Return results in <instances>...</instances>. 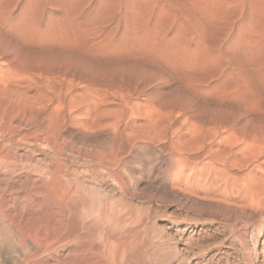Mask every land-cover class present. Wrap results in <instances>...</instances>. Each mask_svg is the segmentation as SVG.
<instances>
[{"label": "bare ground", "instance_id": "1", "mask_svg": "<svg viewBox=\"0 0 264 264\" xmlns=\"http://www.w3.org/2000/svg\"><path fill=\"white\" fill-rule=\"evenodd\" d=\"M0 2L2 3L1 0ZM66 2L64 4H67ZM71 2L67 5H70ZM106 2L105 4L125 6V12L133 16L134 22L132 23L135 25L131 24L135 38L133 35V39L131 36L129 38L133 41L135 39V43L132 42L134 46L137 44L138 47L144 48L136 49L138 48L136 45L135 49L127 47L123 51L119 49L118 51L116 49V51L87 49L91 51L85 52L86 56L93 62L94 60L97 62H95L97 68H100L101 65L100 71L106 65V67H116L117 70L114 67L111 68L113 71L116 70L114 72L110 71V68H106L108 73L103 70V73L98 74L99 69L94 68L95 64L93 63L90 65H93L97 73L90 70L93 69L92 67L88 68L89 64L88 69H85L83 65L87 64L84 63L87 59L85 55H83V59L86 58L85 61L82 60V57L80 58V64L83 65L81 67L74 61L78 62L77 57L82 55L74 54L77 56L75 57L69 51L73 58H76L74 60L75 58L69 57L68 49H65L66 51L63 49V52L71 60L73 59L72 62L76 65H69L67 63H70L67 60L69 58L65 59L66 55L63 54L64 57H62L67 62L61 66L60 63L58 66L54 65L55 67L51 64L56 62H46L44 65L43 62H40L42 67L40 64L39 66L35 64L34 67L30 66L31 61L28 62L29 67H27L26 61L29 60V57L23 59L26 60L24 65L23 60H19L22 57L14 56L20 51L15 53L17 49H0V177L3 182H6V186L3 185L4 189L0 188V216L3 215L8 220L5 221L9 222L14 229L17 240L14 239L15 242L18 241L19 246L21 244L24 248L23 245L27 240L30 241L32 236L34 237L31 240L36 239V243L38 240L39 242L42 240L41 243L48 242V239L45 240L43 237H47L50 233L54 238L50 237L52 241L54 240V242H50L51 245L52 243L73 245L75 249L73 248L72 252L70 250V253L73 254L71 256H74L77 262L80 258L84 259L85 264H96V260L101 257H107L108 260H111V264H114L112 262H115L117 250L127 251L119 244L123 246L122 243L128 242V235H125L124 227L121 225L125 224L123 221L128 215L125 214L122 219L120 217L123 216L125 210L134 209L133 211H137L136 208L140 203L143 206L140 205L142 207L139 210L147 208L148 205H144L145 197L143 195L145 193L157 194L164 200L173 198L183 201L181 203H184V206L190 205L205 211V213L207 210L211 211H209L210 214L217 212L222 217L224 221L222 222L234 227V230L240 226L239 223L243 222L241 218L246 214L244 213L246 210L264 209V179L260 177V174L264 175V130L261 128L258 131L256 128L246 130L245 125L252 115L257 114L259 106L264 101V0H110L109 3ZM159 3L161 4L159 5ZM64 4L62 6L66 7L67 5L64 6ZM75 5L74 7H76ZM148 5L149 8L151 7V12ZM104 8L106 7L104 6ZM145 8L148 9L149 17L156 22L157 27L159 25L168 27V23L166 24L168 20L177 27L180 22L182 28L186 27V34L190 36L184 34L185 28L179 27L183 31L180 36L177 34L180 37V42L166 48L168 46H164V40L161 38L166 34L164 33L165 27L162 28L163 35L159 32L161 26L158 28L159 31L152 27V30L149 31L141 29V20H144L146 15L143 11ZM1 9L0 6V29L9 33L14 29L8 28L9 23L5 19L7 15L5 13L6 17H4V11L2 12ZM68 9L70 10L69 7ZM121 9H123L122 6ZM73 10H70V13L71 11L73 13L76 8ZM146 18L150 24L148 15L145 20ZM129 23L128 26H130ZM132 27L128 28V31L129 29L132 31ZM149 27L146 26V28ZM234 29H237V34L232 39V56L229 55L233 59L234 54L239 56L237 64L231 62V59L223 54V49L220 47L214 49L213 46L216 41L218 42V37L215 40H211V37L208 38L215 32L228 31L225 34L227 40L232 37L230 35ZM158 34L161 35L160 38H158ZM97 35L99 37V33L95 34V36ZM188 41H192L196 48L188 49L186 45ZM95 42L92 43L95 44ZM1 47L3 46L0 43ZM140 61L145 62L150 71L142 72V69L136 71L135 66L137 67L136 64ZM49 64L50 67L47 66ZM246 72L253 74L257 81L252 85L253 92L249 89V81L244 78L248 76H244V73L247 74ZM34 88L39 96L31 98L28 91ZM250 88L252 89V87ZM255 89L258 91L257 93H260L259 95H256ZM246 114L251 116H247V122L244 123ZM259 117L257 118L259 119ZM251 120L256 119L252 118ZM249 126L251 127V125ZM64 140L76 144L77 152L68 151L69 155H66L65 147L61 145V141ZM39 147L44 152L42 159L45 162L44 165L30 159V156L36 154ZM25 153L28 156L25 157L27 159H20L19 156ZM18 166L20 167L17 168ZM21 172L26 174L29 172L34 176H32L34 180H30L32 186L28 187L27 192L29 193L25 195V201L32 204L36 198L40 199L47 220L44 233L41 230L37 231L36 229L41 228H36V226L34 230V226L32 228L31 224L33 235L30 236L32 230L24 225L22 214L20 216L18 210L16 215L13 214L12 209L14 202H17V197L13 198V205L10 204L11 202L9 204L5 202L6 192L13 193V191L11 192L13 175L16 176ZM29 173L28 175H30ZM21 195L19 194V196ZM22 202L20 203L23 204ZM160 202L163 203V201ZM181 205L183 206V204ZM53 206L59 210L54 212ZM23 207L25 205L22 206V209ZM37 209L40 210V208ZM147 209L145 212L149 213L150 209ZM186 209L185 211H187ZM39 210L37 211L39 212ZM139 210L136 213L139 218L136 219L140 220L141 226L135 228L138 233L133 232L141 240H144V243L152 238L151 240H160L164 243L179 240L187 244L189 240L193 239V237L189 238L178 234L180 230L178 228H176L178 229L177 238L173 239L172 237L175 235L171 236L165 233L164 229L161 231V227L160 230H156L159 226H155L154 232L151 229V236H148L145 234L144 226L149 217L147 214L144 215V211L140 213ZM19 211L21 210L19 209ZM202 211L201 213H203ZM187 213L189 214V212ZM133 214L135 215V213ZM202 215L200 217L203 218ZM123 218L125 219L123 220ZM38 219L40 218L38 217ZM188 219L191 221L192 217H188ZM32 220L28 221L29 224ZM150 222L153 224L152 220ZM222 222L219 221V223ZM6 228L8 230V227ZM226 228L230 231L229 227ZM131 229L133 230V228ZM261 234L263 232L258 231V235L261 236ZM225 236L227 235L225 234ZM0 239L2 240V238ZM3 239L5 240V238ZM7 239L9 240L10 237ZM258 240L259 238L255 241V252L261 250V260L264 262V242L261 249L257 251ZM158 241L155 243L158 244ZM4 242L7 244L6 241ZM35 242L32 244L36 245ZM88 244L92 245L91 247L94 246V249H84ZM28 245L31 244L28 243ZM39 246H41L40 254L46 247H42L43 244ZM118 247L120 249H117ZM125 247L128 249V246ZM34 248V251L37 250ZM166 249L167 254L172 255L174 248L170 250L167 247L164 250ZM8 250L11 252L10 249ZM160 251H158L159 255H161ZM124 252H121L120 256L123 254L125 257ZM166 252H163L164 256L167 255ZM30 253L27 256L32 255ZM156 253L154 254L156 255ZM255 258H258V255ZM18 259L16 258L17 261H19ZM11 261L14 262L15 259L12 258ZM119 261L121 262L122 258Z\"/></svg>", "mask_w": 264, "mask_h": 264}, {"label": "rangeland", "instance_id": "2", "mask_svg": "<svg viewBox=\"0 0 264 264\" xmlns=\"http://www.w3.org/2000/svg\"><path fill=\"white\" fill-rule=\"evenodd\" d=\"M2 1V3L0 2V6L2 7V12L4 13V17H6L5 16V13H6V15H7V17L5 18L6 20H7V22L9 23V26H8V28L9 29H14V30H11V32H9V33H6L4 30H2V29H0V43H1V45L3 46V47H1L0 49H10V50H16L15 51V53L17 52V51H20L19 52V54H15L14 56L15 57H17V55H18V58H20V57H22V59H19L20 61H22L23 59H27L28 57V59L29 60H23L22 62H23V64L25 65V63H24V61H26L27 62V67H29V61H31L32 63H34V64H30V66L32 65V66H36L35 64H37V66H39V64H40V62L44 65V63H46V62H50V63H52V62H56V63H58V64H54V63H52L51 65H59V63H60V66H61V64L62 65H64L66 62H67V60L68 61H70V63L69 62H67L69 65H71V64H73V65H76V64H79V65H81V67H83V65L85 66L84 68L85 69H90L91 67L93 68V65H90V63L92 64H95V60H94V62H93V60H91V59H89V57H87L86 55V53L85 52H89V51H91V50H94V49H101V50H111V51H118V49L119 50H121V51H123V50H126L127 49V47H129L130 49H135L136 48V45L134 46V43H135V39H134V41L133 40H131V39H133V37L135 38V35L133 34L134 33V30H133V27H132V25L133 26H135L132 22H134L133 20V16L130 14H128V12H125L126 11V9H125V6L124 5H122V4H119V5H114V4H105V2L106 3H109V1L110 0H80L81 1V3H80V1H78V2H76V3H74L76 0H67V2H66V0H1ZM66 2L67 4L68 3H70L71 1L74 3H72L71 2V4L73 5V6H70V5H67V4H64V2ZM103 1H105V2H103ZM63 2V3H62ZM10 3V4H9ZM77 3H78V5H77ZM111 3V2H110ZM62 4H64V6H68L69 8H70V10H75V8H76V10L72 13V11H71V13H70V10L68 9V7L66 6V7H63L62 6ZM76 4V5H75ZM103 4H104V6L107 8V7H109V8H107V10H106V8H104V6H103ZM161 3H159V5H160ZM74 5L76 6V7H74ZM3 6H4V8H3ZM121 6H122V8L123 9H121ZM151 6V5H150ZM72 7H74L73 9H72ZM9 8V9H8ZM113 8V9H112ZM116 8V9H115ZM68 9V10H67ZM109 9V10H108ZM110 9H111V11H110ZM119 9V10H118ZM121 9V10H120ZM148 9H150V12L152 11L151 10V7L149 8V5H148ZM148 9L147 8H145V9H143V11H144V20H145V17L148 15V18H150L149 17V15H150V13H149V11H148ZM103 10V11H102ZM106 10V11H105ZM112 10H114L113 12H112ZM116 10V11H115ZM146 10V11H145ZM69 11V12H68ZM123 13V16L126 14V16H122V13ZM147 12V13H146ZM36 13V14H35ZM125 13V14H124ZM149 13V14H148ZM177 13H180V12H178L177 11ZM29 15V16H28ZM132 16V17H131ZM131 18V20H130V18ZM8 18V19H7ZM127 18H129V19H127ZM70 20V21H69ZM95 20V21H94ZM127 20V21H126ZM130 20V21H129ZM143 19L141 20V24H140V26H141V29H144V30H152V28H154V29H158L161 25H159V27H157L158 25L156 24V22L153 20V19H151L150 18V20H149V23L151 24H148V21H147V18H146V22H147V24H146V22L144 21ZM152 21H154L153 23H152ZM125 22V23H124ZM130 22V23H129ZM171 21H169L168 20V22H166V24L168 25V27L167 26H164L165 27V29H164V27L163 26H161L160 28V30L161 31H159V29H158V31L161 33V35H163L164 33H166V34H164L163 36H161V35H159L158 34V38H160V36H161V38H163V44H164V46L166 47V46H168V47H166V48H169V46L170 45H172V44H177V43H179L180 42V37H178V36H180L181 35V33L183 32V31H181V29H184L185 28V31H184V34L185 35H188V36H190L189 34H186L187 33V30H186V27H183L182 28V26L180 25V22H179V25H178V27H177V25H175V24H173V23H170ZM40 23V24H39ZM128 23L130 24V26L132 27V31L130 30L131 29V27L130 26H128ZM144 23V25H142ZM132 24V25H131ZM169 24H171V26H169ZM173 24V25H172ZM178 24V23H177ZM67 25V26H66ZM101 25V26H100ZM156 25V26H155ZM175 25V26H174ZM69 26V27H68ZM126 26V27H125ZM142 26H143V28H142ZM146 26L147 27H149V28H146ZM156 28H155V27ZM13 27V28H12ZM27 27V28H26ZM152 27V28H151ZM179 27H181V29L179 28ZM51 28V29H50ZM128 28H130L129 29V31H128ZM164 29V33H162L163 32V29ZM171 28V29H170ZM177 28H179L178 30L179 31H181V32H179L178 30H177ZM125 29H126V31H125ZM135 29V28H134ZM153 29V30H154ZM167 29V30H166ZM175 29V30H174ZM100 31V32H99ZM167 31V32H166ZM38 32V33H37ZM99 33V37H98V35L97 36H95V34H98ZM113 32V33H112ZM128 32V33H127ZM176 32V33H175ZM236 32V33H235ZM95 33V34H94ZM131 33V34H130ZM168 33V34H167ZM175 33V34H174ZM180 33V34H179ZM226 33H228V31H225V32H215L214 34H212L211 36H209L208 38L210 39V37H211V40H215V38L216 39H218L219 38V40H218V42L216 41L215 42V46H213L214 47V49H218L219 47L221 48V49H223V54L224 55H226V56H228L230 59H231V62H233L234 64H237L238 62H239V56L237 55V54H234V59L231 57L232 56V49H233V45H232V39H234L233 38V36L234 35H236L237 34V29H234V31H233V33L230 35V36H232V37H230L229 39H227L226 40V38H225V34ZM235 33V34H234ZM129 34V36H127ZM144 34V33H143ZM173 34V35H172ZM177 34H178V36H177ZM81 35H84V36H81ZM92 35V36H91ZM93 35H94V37H93ZM132 35H133V37H132ZM165 35H167V37H165ZM176 35V36H175ZM222 35V36H221ZM127 36V37H126ZM132 38H131V37ZM173 36V37H172ZM82 37V38H81ZM83 37H84V39H83ZM96 37H98V39H96ZM131 39H130V38ZM218 37V38H217ZM235 37V36H234ZM58 38V39H57ZM75 38H76V40H75ZM86 38H88V39H86ZM91 38V39H90ZM95 38V39H94ZM111 38V39H110ZM130 39L129 41L128 40H126V39ZM165 38V39H164ZM168 38V39H167ZM175 38H179L178 40L177 39H175V41L177 40V42L175 43V41H174V39ZM213 38V39H212ZM92 39H93V41H92ZM166 39H167V41L169 42H167L166 41ZM223 39H225L224 41H223V43H222V40ZM43 40V41H42ZM77 40H78V42H77ZM80 40V41H79ZM173 40V41H172ZM95 42V44H93L92 42ZM136 41H137V39H136ZM229 41V42H228ZM126 42H127V44H126ZM131 43V44H129V43ZM132 42H134V43H132ZM137 43V42H136ZM168 43V44H167ZM213 43V42H212ZM224 44V45H222V44ZM166 44V45H165ZM128 45V46H127ZM132 45V46H131ZM186 45L188 46V49L190 48V49H195L196 48V45L192 42V41H188V43H186ZM185 45V46H186ZM225 45H226V47H225ZM97 46V47H96ZM126 46V47H125ZM186 46V47H187ZM228 46V47H227ZM137 47H138V45H137ZM126 48V49H125ZM142 47H138V48H136V49H141ZM230 48V49H229ZM40 49V50H39ZM42 49V50H41ZM43 49H45L44 51H43ZM63 49H64V51H66L65 49H68V54L70 55H68L70 58H73V56H72V54L74 55V54H76V55H78V56H80L79 54H81L82 56H80V57H77L76 55H74L75 57H77V60H78V62L77 61H74V62H76V64L74 63V62H72L73 61V59L75 58H73L72 60L69 58V57H67V55L65 54V52H63ZM72 49L74 50V51H76L77 49H79V50H81V51H79V50H77L75 53H74V51L72 52ZM87 49H91V50H87ZM116 49V50H115ZM142 49H144V48H142ZM52 50V51H51ZM57 50H58V52H57ZM59 50H60V52H59ZM62 50V51H61ZM225 50V51H224ZM227 50V51H226ZM230 50V51H229ZM34 51V52H33ZM39 51H40V53H39ZM50 51H51V53H50ZM69 51H71V53L69 52ZM14 52V51H13ZM55 52V53H54ZM61 52H63V53H61ZM226 54H225V53ZM20 53H21V55H20ZM50 53V54H49ZM24 54V55H23ZM56 54V55H55ZM58 54V55H57ZM60 54V55H59ZM66 55L65 56V59H67V58H69V59H67V60H65L64 61V55ZM231 56H230V55ZM20 55V56H19ZM25 56V55H28V56H25L24 58H23V56ZM45 55V56H44ZM83 55H85V57L87 58H84L83 59ZM61 56V57H60ZM63 56V57H62ZM237 56H238V59H237ZM55 57V58H54ZM82 57V60L83 61H85V59H86V61H91V62H84V63H87L86 65L85 64H80L81 63V58ZM63 58V59H62ZM38 60V61H35V60ZM62 60V61H61ZM74 60H76V58L74 59ZM79 60H80V62H79ZM236 60H238V61H236ZM35 61V62H34ZM59 61V62H58ZM64 61V62H63ZM37 62V63H36ZM62 62V63H61ZM72 62V63H71ZM47 63V64H48ZM97 63V62H96ZM42 64H40V66L42 67ZM90 66H89V65ZM140 64V65H139ZM50 64L49 65H47L48 67H50L51 66ZM137 67L135 66V70L136 71H138V70H140V69H142V72L143 71H150V69H148L149 67H148V65L145 63V62H143V61H140V62H137ZM239 65V64H238ZM240 65H242V64H240ZM52 66V67H53ZM78 66V65H77ZM89 66V67H88ZM96 66V67H95ZM44 67V66H43ZM45 67H46V65H45ZM55 67V66H54ZM88 67V68H87ZM99 67V66H98ZM104 66L102 65V68H103ZM114 66H108V67H106V65H105V68L103 69V70H105V72H107V69L106 68H110V71H112V72H114V71H116L117 69H116V67H114V69H116V70H114L113 71V69L111 70V68H113ZM94 68H96L97 70L99 69V71H98V74H101V72L103 71V70H101L100 71V69H101V65H100V68H97V65L95 64L94 65ZM93 68V69H94ZM90 69V70H92V71H94L95 73H97L96 72V70L94 69ZM109 70V69H108ZM100 72V73H99ZM104 72V73H105ZM130 72V71H129ZM103 73V72H102ZM108 73V72H107ZM128 73V72H127ZM139 73H140V71H139ZM247 74H245L244 73V76H246V75H248L247 77H244L245 79H247L246 81H249V83H248V85H249V89L250 90H252V92H253V86L252 85H254V82H257V81H255L256 79L254 78V75L253 74H250L249 72H246ZM249 78V79H248ZM251 83V84H250ZM255 85H256V83H255ZM250 87H252V89L250 88ZM254 88H255V86H254ZM34 90V91H33ZM256 91V92H255ZM255 93H256V95L258 94H260V93H257L258 91L255 89ZM38 92L36 91V89L34 88V89H31L30 91H28V94H29V96L31 97V98H33V96L36 98L37 96H39V94H37ZM37 94V95H36ZM254 94V93H253ZM261 102L263 101V100H260ZM262 103H264V101L262 102ZM261 103V105L259 106V111H257V114L256 115H252V118L253 119H256V120H251L252 118L250 117L251 115H249V114H246L245 115V117H244V123H246L247 121V124H245L246 125V130H251L252 128H256V130L258 131V130H261V129H263L264 130V118H261L262 116L264 117V108H263V106H264V104H262ZM260 114V115H259ZM247 116H249L250 118H249V120H251V121H249V120H247L248 119V117ZM260 116V117H259ZM255 117V118H254ZM257 117H259V119L257 118ZM246 118V119H245ZM247 120V121H246ZM253 123V124H252ZM257 123H259V124H257ZM263 123V124H262ZM251 125V127L249 126V125ZM263 126H262V125ZM248 126V127H247ZM259 126H261V127H259ZM258 127V128H257ZM250 128V129H249ZM261 128V129H260ZM61 145H63L64 147H65V154L67 155H69V153H68V151L70 152H77V149H78V147H77V145L76 144H72L71 142H69L68 140H64V141H61ZM76 148V149H75ZM74 149V150H73ZM39 152V153H38ZM40 154V155H39ZM43 154H44V152H43V149L42 148H37V152H36V154H33V155H31L30 157V159L32 160V161H37V162H39L40 164H42V165H44L45 164V162H44V160H42L43 159ZM24 155H26V153L24 154ZM24 155H21V156H19V158L20 159H23V160H26L27 158H25V157H28L27 155L26 156H24ZM24 156V157H23ZM37 156V158H39L38 160H37V158L35 159V157ZM42 157V158H41ZM25 158V159H24ZM40 160H42V161H40ZM46 160V159H45ZM42 162V163H41ZM20 166H18L17 168H19ZM263 167H264V164H263ZM28 173L29 172H27V174L25 173V172H21L20 174H18V175H13L14 176V180H13V183H11V188H12V190H11V192L13 191V193H11L10 194V192H6V196H5V202H7L8 204L10 203V204H12L13 205V203L12 202H14V199L13 198H16L17 197V202H14L15 204H14V207H13V209H12V211H13V214H17V210H18V214L21 216V214H22V219H23V221H24V225L25 226H27V227H30V229L32 230V228H33V226H34V230L37 228V227H39V228H41V229H36L37 231L38 230H41V231H43V233L45 232V226H46V223H45V221H47L46 220V212L44 211V209L42 208V205H41V202H40V199L39 198H36L35 200L36 201H34V202H32V204H28V202L27 201H25L26 200V198H25V195H27L29 192H27L28 191V187H31L32 185V183H31V181H33L34 179H33V175H32V173L30 174V175H28ZM21 174H22V176H21ZM28 175V176H27ZM18 176V177H17ZM31 176V177H30ZM33 176V177H32ZM21 177V178H20ZM22 177H24V178H22ZM260 177H262V179H264V175H262V174H260ZM27 179V181H25L26 179ZM30 178V179H29ZM23 179V180H22ZM32 179V180H31ZM0 180H1V177H0ZM31 180V181H30ZM16 181H21V182H17L16 183ZM14 182H15V184H14ZM29 184H28V183ZM2 183H4V184H2ZM25 183H27L26 185H25ZM19 184V185H18ZM22 184V185H21ZM0 185H2V186H0V188H2V190L4 189V186H6V182H3L2 180L0 181ZM4 185V186H3ZM29 185H31V186H29ZM17 186V187H16ZM22 186V187H21ZM13 188H14V190H13ZM21 188V189H20ZM17 190V191H16ZM18 190H20V191H18ZM25 190V191H24ZM17 192V193H16ZM25 192V193H24ZM0 193H1V191H0ZM21 193H22V195H21ZM13 194V195H12ZM16 194V195H15ZM19 194L21 195V196H19ZM23 194H24V196H23ZM154 193H145L144 195H143V197H145V200H144V205L145 206H147V208H145V209H147V210H149L150 209V212L149 211H147V212H149V213H146L145 212V209L144 208H142L141 210H139V208H141L143 205H142V203H138L139 204V207L138 208H136V209H138L139 211H140V213L142 212V211H144L145 213H144V215L145 214H147V216L149 217L147 220V223H146V225L144 226V231H145V234H147L148 236H151V233H152V230L151 229H153V232L155 231V228L157 227V226H159V228L157 227V229L156 230H160V227L162 228L161 229V231H163V229H164V232L165 233H167V234H170L171 236H174L175 235V237H172L173 239L175 238H177V232H178V229H180L179 230V232H178V234H180V235H183V236H185V237H193V239L192 240H189V242H187V244H185V242L183 243V241H179V240H171V241H168V243H164L163 241H158V240H155L154 241V239L153 240H146V241H148V242H146L145 241V243H144V240H141L139 237H137L136 236V234L134 233V232H136V231H138V230H135V228L137 229V228H139V226H141V222H140V220H137L139 217L137 216L138 214H136L137 212H138V210L135 212V211H133L134 209H131L132 210V212H130L131 210H125V212L122 214L123 216H121L120 218L122 219V217H124V215L126 214V215H128L127 216V218L125 219V218H123V223H125V224H121L123 227H124V233H125V235L127 236L128 235V242L126 241V244L125 243H122V245L123 246H121V244H119V246L121 247V248H124L125 250H127V251H122L121 249H120V247H118L117 249H120V251L119 250H117V252H116V256H115V258H114V261L115 262H112V263H114V264H264V262H262V255H261V250H259V249H261V246H262V243L264 242V209L262 210V209H260V210H254V209H249V210H246L244 213H246L245 215H243L242 216V218H241V220L243 221V222H241V224H243V225H241L240 223H239V225L241 226H238V228H236V230H234V227H231V226H228V225H225L223 222V220H222V217L217 213V212H214L213 214L211 213L210 214V210H207L206 211V213H205V211H202V210H200L199 208H196V207H191L190 205H188V206H184V203H181V202H183V201H178V200H175V199H171V198H165V200H164V198H162V197H158V195L157 194H154ZM157 195V196H156ZM19 196V197H18ZM23 196V197H22ZM148 196V197H147ZM155 196V197H154ZM7 198V199H6ZM18 198H23L22 200L21 199H19L18 200ZM152 198V199H151ZM8 199H10V200H8ZM13 199V200H12ZM148 199V200H147ZM156 199V200H155ZM161 199V200H160ZM12 200V201H11ZM38 200H39V202H38ZM150 200V201H149ZM155 200V201H154ZM23 201V202H22ZM25 201V202H24ZM160 201H163V203L162 202H160ZM174 201H175V204H174ZM176 201H177V203H176ZM20 202H22L23 204H21ZM160 202V203H159ZM167 202V203H166ZM17 203V204H16ZM26 203V204H25ZM36 203V204H35ZM150 204V206H149V204ZM34 204H35V206H34ZM181 204H183V206L181 205ZM24 206L25 205V207H23V209H22V206ZM34 207H33V206ZM140 205H142V206H140ZM156 205V206H155ZM168 205V206H167ZM178 205V206H177ZM181 205V206H180ZM16 206H18V207H16ZM20 206V207H19ZM38 206V207H37ZM36 207V208H35ZM155 209H154V208ZM28 208V209H27ZM34 208V209H33ZM37 208H40V210H42V211H40L39 209H37ZM52 208H54V209H52L54 212H57L59 209H57L55 206H53ZM157 208V209H156ZM186 208H188V209H186ZM19 209L21 210V211H19ZM39 210V212L37 211V210ZM158 209H159V211H158ZM185 209L187 210V211H185ZM199 210V212H197L198 210ZM23 210V211H22ZM38 212H36V211ZM57 210V211H56ZM154 210H156V211H154ZM179 210V211H178ZM195 210V211H194ZM29 211V212H28ZM45 212V215L43 214L44 212ZM154 211V212H153ZM164 213H163V212ZM177 211V212H176ZM201 211L203 212V213H201ZM210 211V212H209ZM15 212V213H14ZM21 212V213H20ZM23 212V213H22ZM127 212H128V214H127ZM131 213V215H129L130 213ZM160 212V213H159ZM171 213V214H169V213ZM179 212V213H178ZM187 212H189V214L187 213ZM207 212H208V214H207ZM263 212V213H262ZM27 213V214H26ZM36 213H37V215H36ZM133 213H135V215L133 214ZM154 213V214H153ZM157 213V214H156ZM165 213H166V215H165ZM178 215H177V214ZM256 213V214H255ZM38 214H41V215H38ZM133 214V215H132ZM159 214V215H158ZM163 214V215H162ZM180 214H182V215H180ZM187 214V215H186ZM203 216V218L202 217H200L201 215ZM205 214V215H204ZM207 214V215H206ZM210 214V215H209ZM19 215H17L18 217H20ZM43 215H44V217H43ZM157 215V216H156ZM161 215V216H160ZM175 215V216H174ZM192 215V216H191ZM194 215H195V217L197 218H195L194 217ZM258 215V216H257ZM26 216V217H25ZM36 216H37V218H36ZM43 218H41V217ZM132 216H134V217H132ZM146 216V215H145ZM144 216V217H145ZM168 216V217H167ZM177 216H179V217H177ZM181 216H183V217H181ZM185 216V217H184ZM208 216V217H207ZM211 216H213V217H211ZM245 216V217H244ZM257 216V217H256ZM1 218H0V238H2V240H3V242L4 241H6L7 242V244L4 242H2V240L0 239V245H2V243H3V245L0 247V262H1V264H77V263H79L80 262V264H82V263H84L85 264V261H84V259L82 260V258H80L79 259V261L77 262V260H76V258L74 257V256H71V255H73L72 253H70V250H71V252H72V250H74L75 248L73 247V245H69V246H67L66 244H55V243H52V245H51V243L50 242H54V240L52 241V239H54V238H52L53 236H51L50 235V233L47 235V237L45 236V237H43L45 240H46V238L48 239L47 241L49 242H46V241H43L44 243H41L42 242V240H40L41 242H39V240H38V238H37V240H38V243H36L35 242V240L33 241V240H31L32 239V237H34V236H32L33 235V230H32V234H30V236H32L31 237V239H30V241L29 240H27V242L25 243V245H23L24 246V248L22 247V245L20 244V246L18 245V241L17 242H15V239L17 238V236H16V234H15V232H14V229L12 228V226H10V224H9V222L7 223V219L2 215V216H0ZM4 217V218H3ZM38 217L40 218V219H38ZM132 217V218H131ZM151 217V218H150ZM188 217H192V219H191V221H189L190 219H188ZM195 218V221H194V218ZM220 217V218H219ZM4 220H3V219ZM25 218V219H24ZM137 218V219H136ZM156 218V219H155ZM171 218V219H170ZM173 218V219H172ZM184 218H186V219H184ZM202 218V219H201ZM207 218H208V220L209 219H211L212 221H208L207 220ZM26 219H29V220H26ZM31 219H33L31 222H30V224H29V222L28 221H30ZM45 219V220H44ZM135 219V220H134ZM203 219H206V220H203ZM220 219V220H219ZM3 222H2V221ZM5 220H7V221H5ZM35 220V221H34ZM37 220V221H36ZM133 220V221H135L134 223H132L131 221ZM153 221L152 223L153 224H150L151 222L150 221ZM154 220H155V222H154ZM177 220V221H176ZM214 220V221H213ZM246 220V221H245ZM127 221H129L128 223H129V225H128V223H127ZM137 221V222H136ZM167 221V222H166ZM176 221V222H175ZM184 221H186V222H184ZM218 221V222H217ZM219 221L220 222H222V223H219ZM4 222H6V223H4ZM38 222H40V223H38ZM139 222V223H138ZM201 222V223H200ZM3 223V224H2ZM43 223V224H42ZM155 223V224H154ZM165 223V224H164ZM206 223V224H205ZM212 223V224H211ZM31 224H32V228H31ZM34 224V225H33ZM39 225V226H37V225ZM127 224V225H126ZM133 224V225H132ZM4 226V228H5V230H4V228H3V226ZM8 225V226H7ZM132 225V227H130ZM154 226V228H153V226ZM169 225V226H168ZM35 226H36V228H35ZM42 226V227H41ZM44 226V227H43ZM127 226H129V227H127ZM156 226V227H155ZM229 227L230 228V231L228 230V228H226V227ZM6 227H8V230H10V231H8L7 230V228ZM9 227H10V229H9ZM164 227V228H163ZM181 227V228H180ZM225 227V228H224ZM131 228H133V230L131 229ZM167 228V229H166ZM176 228H178V229H176ZM199 228V229H198ZM231 228H232V230H231ZM191 229V230H190ZM204 229V230H203ZM208 229V230H207ZM212 229V230H211ZM174 230H176L175 232H174ZM195 230V231H194ZM223 230H224V233H223ZM225 230H227V232H228V234H229V236H228V234H227V232H225ZM242 230V231H241ZM262 231L263 232V234H261V236L260 235H258V231ZM9 233H8V232ZM13 231V232H12ZM129 233H128V232ZM134 231V232H133ZM221 231V232H220ZM233 231V232H232ZM236 231V232H235ZM6 232V233H5ZM11 232V233H10ZM127 232V233H126ZM158 232V231H157ZM181 232V233H180ZM183 232V233H182ZM200 234H199V233ZM230 232H231V234H230ZM235 232V233H234ZM13 233V234H12ZM131 233H134L133 235L131 234ZM136 233H138V232H136ZM172 233V234H171ZM205 233V234H204ZM236 233H239V234H236ZM241 233V234H240ZM6 234H8L7 236H5ZM10 234V235H9ZM13 236H12V235ZM129 234H131V235H129ZM191 234H193V235H191ZM225 234L227 235V236H225ZM2 235H4V236H2ZM15 235V236H14ZM50 235V236H49ZM224 235V237L222 238V236ZM235 235H237V236H235ZM198 236V237H197ZM200 236V237H199ZM236 238H235V237ZM239 236V237H238ZM241 236V237H240ZM10 237V239L8 240L7 238H9ZM49 237V238H48ZM50 237L52 238V239H50ZM130 237H132V238H130ZM210 237V238H209ZM213 237H215V238H213ZM217 237V238H216ZM225 237H227V238H225ZM238 237V238H237ZM3 238H5V240L3 239ZM11 238H12V240H14V241H12L11 240ZM15 238V239H14ZM198 238V239H197ZM221 239V240H217V239ZM232 238H234V239H232ZM240 238V239H239ZM257 238H259V240H258V242H259V244H258V247L256 248L257 249V251L258 252H255V241H256V239ZM131 239V241L129 242V240ZM140 239V240H139ZM200 239H202V240H200ZM206 239V240H205ZM214 239V240H213ZM222 239H225V240H222ZM237 239V240H236ZM17 240V239H16ZM199 240V241H198ZM138 241V242H137ZM139 241H143V242H139ZM152 241V242H151ZM159 242L158 244L157 243H155V242ZM192 241H197V242H192ZM211 241V242H210ZM221 241V242H220ZM10 242H12L11 244L12 245H14L13 247H11L12 245L10 244ZM36 243V245H42L43 244V246L42 247H46L45 249H44V252H42V253H40L39 254V251L41 250V246H36L35 244H32V243ZM162 244H161V243ZM190 242H192L191 244H190ZM217 242V243H216ZM14 243V244H13ZM28 243L29 244H31L30 246L28 245ZM40 243V244H39ZM174 243V244H173ZM175 243L177 244L176 246H175ZM27 244V245H26ZM50 244V245H49ZM55 244V245H54ZM161 244V245H160ZM190 244V245H189ZM210 244V245H209ZM57 245V246H56ZM59 245V246H58ZM89 245V244H88ZM86 246L84 249H86V250H89V248H93V247H91L92 245H89V246ZM134 245V246H133ZM189 245V246H188ZM27 246H29V248L27 249ZM54 246V247H53ZM71 246V247H70ZM125 246H128V249H126L127 247H125ZM132 246V247H131ZM253 246V247H252ZM5 249H3V248ZM17 247V248H16ZM35 247V248H34ZM37 247V248H36ZM162 247H164V248H162ZM167 247H169V249L171 250V248L173 249L172 250V255H168L167 254V249L166 250H164L165 248H167ZM176 247V248H175ZM196 247V248H195ZM205 247V248H204ZM15 248H16V251H15ZM20 248V249H19ZM23 250H22V249ZM33 248L34 249H37V250H33ZM48 248V249H47ZM71 248V249H70ZM74 248V249H73ZM141 248V249H140ZM237 248V249H236ZM252 248V249H251ZM3 249V250H2ZM8 249H10V251L11 252H9V250ZM30 249V250H29ZM32 249V250H31ZM40 249V250H39ZM94 249V248H93ZM123 249V250H124ZM157 249H158V251H160L161 249H162V251H160L159 253L161 254V255H159L158 254V251H157ZM187 249H188V251H187ZM48 250V251H47ZM95 250H97V249H95ZM164 250V251H163ZM176 250V251H175ZM2 251H3V253H2ZM22 251H24L23 252V254H26V255H23L22 254ZM32 251V252H31ZM119 251V252H118ZM156 251H157V253H156ZM27 252H31L30 254H32V255H29V256H27V254H29V253H27ZM35 252V253H34ZM98 252V251H97ZM123 253L124 252V254H126L125 255V257H124V255H123V257H124V259H123V257H122V255L120 256V253ZM128 254H127V253ZM163 252H166V254L167 255H165L164 256V254H163ZM175 252H178V253H176L175 254ZM10 253V254H9ZM34 253V254H33ZM37 253V255H35ZM136 253V254H135ZM154 253H156V255L154 254ZM12 254V255H11ZM15 254H16V256H15ZM20 254V255H19ZM132 254V255H131ZM134 254V255H133ZM146 254H147V257H146ZM154 254V255H153ZM179 254V255H178ZM13 256V257H11V256ZM129 255V256H128ZM140 255V256H139ZM175 255H177L176 257H175ZM181 255V256H180ZM228 255V256H227ZM258 255V258H255L256 256ZM23 256L25 257L24 259H23ZM36 258H35V257ZM118 256V257H117ZM142 256V257H141ZM163 256H164V258H163ZM167 256V257H166ZM169 256V257H168ZM18 257H19V259H18ZM22 257V258H21ZM31 257V258H30ZM34 257V258H33ZM66 257V258H65ZM119 257H121L122 258V261L120 262L119 260H121V258H119ZM130 257V258H129ZM142 259H141V258ZM159 257V258H158ZM174 257H175V259H174ZM4 258H6L5 259V261H3L4 260ZM12 258H14L15 259V261L13 262V261H11L12 260ZM16 258L19 260V261H17L16 260ZM35 260H33V259ZM117 258V259H116ZM28 259H30V260H28ZM130 259V260H129ZM137 259V260H136ZM141 259V260H140ZM24 260V261H23ZM71 260V261H70ZM28 261H30V262H28ZM56 261V262H55ZM60 261V262H59ZM82 261V262H81ZM97 262H95L96 264H111V260H108V258L107 257H101L100 259H97L96 260ZM108 261H110V262H108ZM165 261V262H164ZM167 261H168V263H167ZM3 262V263H2ZM23 262V263H22ZM35 262V263H34ZM255 262V263H254Z\"/></svg>", "mask_w": 264, "mask_h": 264}]
</instances>
